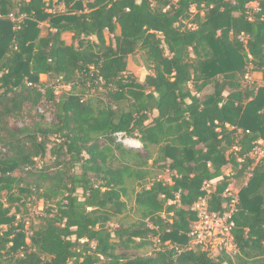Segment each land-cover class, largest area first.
I'll return each instance as SVG.
<instances>
[{
	"label": "trees",
	"instance_id": "16d2710c",
	"mask_svg": "<svg viewBox=\"0 0 264 264\" xmlns=\"http://www.w3.org/2000/svg\"><path fill=\"white\" fill-rule=\"evenodd\" d=\"M138 52L143 82L128 71ZM254 73L264 81V0H0V264H264V159L249 158L264 141V86L245 85ZM53 80L70 90L57 98ZM42 103L54 122L37 112L34 129L12 128ZM118 132L156 147L152 165L171 182L143 187L142 222L112 227L149 161ZM233 180L244 183L238 253L215 259L191 243L193 207L207 197L223 213ZM41 202L29 234L18 215ZM149 245L151 255L124 253Z\"/></svg>",
	"mask_w": 264,
	"mask_h": 264
},
{
	"label": "rangeland",
	"instance_id": "374dc122",
	"mask_svg": "<svg viewBox=\"0 0 264 264\" xmlns=\"http://www.w3.org/2000/svg\"><path fill=\"white\" fill-rule=\"evenodd\" d=\"M18 1V0H17ZM253 6V5H252ZM57 10H60L64 8L61 6H56ZM70 34H65L63 36V39L70 44L72 42ZM106 38L109 41L112 40L113 36L109 33H106ZM128 71L129 73L133 74L139 81L143 82L145 80V77L150 73V71L147 69V65L145 63L144 56L142 52H138L133 56H130L128 59ZM252 81L257 84V86H264L263 76L261 73L258 74H252ZM41 80L46 82L49 81L48 77L46 75L41 76ZM57 81L53 80L51 81V85L56 84ZM249 83L245 82V85H248ZM70 90L69 86H64L62 84L57 83L55 85V92L56 97L60 98L64 93ZM213 92L212 87H208L202 95L210 94ZM37 112L44 115L46 120L43 122L45 125V122L52 123L54 122V118L52 116V112L50 107L46 103H42L37 109L32 107H27L25 109L24 117L20 119H14L12 120V128L14 130H18L19 128H22L24 126H27L29 129H34L36 127V124L39 123L40 117L37 116ZM137 142H139L137 139H135ZM140 143V142H139ZM138 150H141V154L143 157H148V165L145 167L147 172V177L145 181H137V180H128L127 181V189H128V195L125 198V201L127 202V208L123 215L113 218L111 222L112 227H118V226H127L135 223L142 222L143 215L142 212L137 205V199L141 195L142 189L145 186H149L150 183L153 180H163L166 182H169L171 180V173L168 171H161L157 167H154L153 161L158 157V150L156 147L149 148L148 152L144 151L142 149V144L140 143V147ZM51 161V157L48 154L47 157L44 160H38V165L42 166L43 163H49ZM230 172V168L226 169V174ZM233 183L235 185L233 186V189H239L242 184L235 180H233ZM214 185L209 184V187H207L209 190H212ZM44 205L43 203H39V205L32 206L31 204L28 205V212L24 213L23 215H18V218L21 216L24 217V220L26 221V230H28V233L30 234L33 229L39 228L41 226V219L40 217L43 215ZM29 242V240H28ZM154 245H149L139 251H136L134 249L128 250L124 252L125 254L129 256H133L134 254H140V255H151L154 251Z\"/></svg>",
	"mask_w": 264,
	"mask_h": 264
},
{
	"label": "built area",
	"instance_id": "2783aa9c",
	"mask_svg": "<svg viewBox=\"0 0 264 264\" xmlns=\"http://www.w3.org/2000/svg\"><path fill=\"white\" fill-rule=\"evenodd\" d=\"M252 8H256V5L253 4ZM192 11H195V9L192 8ZM251 76L252 74H247L245 82L252 83ZM114 136L127 147H136L128 141L130 138L125 133L118 132ZM138 145L140 146L139 142ZM249 158L254 163H259L264 159L263 140H260L254 146ZM251 176L252 173L248 174L247 181ZM207 191L210 192L208 189ZM238 194L231 186L225 190L224 197H231L232 199L230 205L223 213L211 211L207 197L201 198L193 207V210L198 215V220L193 224L192 230L189 233L191 243L194 246H199L215 259L220 258L222 254L235 256L238 253V247L233 234L235 224L232 220L235 206L238 202ZM155 242L158 244L159 241L155 240Z\"/></svg>",
	"mask_w": 264,
	"mask_h": 264
},
{
	"label": "crops",
	"instance_id": "0c3cea01",
	"mask_svg": "<svg viewBox=\"0 0 264 264\" xmlns=\"http://www.w3.org/2000/svg\"><path fill=\"white\" fill-rule=\"evenodd\" d=\"M254 74H258V73H254ZM229 174H231V169H230V172L228 173V175ZM219 181V179H216V180H214V181H212L211 183H209V184H211V185H216V183ZM171 182V180L169 181V183ZM209 184H207V186H206V188L207 187H209ZM232 188H233V185H230ZM208 189V188H207ZM209 190V189H208ZM212 190H214V187H213V189ZM209 191H211V190H209ZM235 192H237V193H239V191H240V189H235L234 190Z\"/></svg>",
	"mask_w": 264,
	"mask_h": 264
},
{
	"label": "water",
	"instance_id": "95a60500",
	"mask_svg": "<svg viewBox=\"0 0 264 264\" xmlns=\"http://www.w3.org/2000/svg\"><path fill=\"white\" fill-rule=\"evenodd\" d=\"M128 141H129L130 143H132L133 145H135V146H136L135 148H139V147H140V146L138 145V142H137L135 139L130 138Z\"/></svg>",
	"mask_w": 264,
	"mask_h": 264
}]
</instances>
